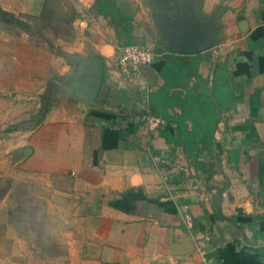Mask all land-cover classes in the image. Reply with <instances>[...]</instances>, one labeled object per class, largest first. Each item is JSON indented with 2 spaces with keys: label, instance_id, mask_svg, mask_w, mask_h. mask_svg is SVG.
Listing matches in <instances>:
<instances>
[{
  "label": "crops",
  "instance_id": "0c3cea01",
  "mask_svg": "<svg viewBox=\"0 0 264 264\" xmlns=\"http://www.w3.org/2000/svg\"><path fill=\"white\" fill-rule=\"evenodd\" d=\"M116 1L132 7L137 37L146 5ZM195 6L205 16L217 12L219 26L216 43L197 52L195 71L212 89L216 66L228 84L227 99L221 91L215 101L220 114L211 144L198 155L142 121L147 93L169 74L164 56L197 53L168 52L163 43L142 78L130 80L119 74L114 45L105 40L115 37L114 28L93 8L97 19L84 27L77 25L76 0H0V12L15 27L14 49L0 50L11 53L0 56V96L11 95L0 121L25 119L31 100L39 113L41 95L54 87L49 77L61 79L48 111L14 154L23 173L43 178L54 203L39 239L44 264H201L205 258L264 264V0H197ZM70 28L90 32L85 52L103 60L94 100L66 87L89 76L88 66L48 61L49 41ZM81 52L74 56L84 58ZM187 87L200 89L195 77ZM169 121L160 118V126L175 135Z\"/></svg>",
  "mask_w": 264,
  "mask_h": 264
},
{
  "label": "rangeland",
  "instance_id": "374dc122",
  "mask_svg": "<svg viewBox=\"0 0 264 264\" xmlns=\"http://www.w3.org/2000/svg\"><path fill=\"white\" fill-rule=\"evenodd\" d=\"M125 3L129 4V2ZM146 7L144 6V13L137 17L141 33L136 37L135 44L156 53L163 50L164 42H162L161 35L150 17L152 9ZM91 15L93 17L91 21H95L97 18L93 9H91ZM8 19L0 12V50L11 51L14 49L11 36L15 27L12 26L14 23L9 22ZM108 23L110 24V22ZM89 33L79 34L78 29L70 28L66 37H60V41H49V47H47L51 54L48 58L49 63L60 64L62 62L75 67V69L85 65L91 66L92 62L85 61L90 60L85 52L86 43L90 38L86 36H89ZM69 35L70 37H68ZM105 38L114 45L113 62H116L117 47L121 45L116 43L115 37L106 36ZM75 42H77L76 45ZM78 51H82L84 58L74 56ZM8 54L11 53L2 52L0 56H8ZM48 80L49 85L54 84L50 90L53 98L55 85L59 84L61 79L51 75ZM64 81H66L65 78ZM5 92L4 98L0 96V112L4 113L8 108H11L8 106L9 99H7L11 98L10 91L5 90ZM33 101L36 100H31V104L26 106L25 119L14 120L15 118H13L9 121H0V264H44L45 254L39 249V239L41 235L45 234L47 221H49L47 216L50 215L54 203L48 201L50 195L43 178L39 175L23 173L19 167L20 164H15L18 158L14 155L21 148L19 145L26 139L25 136L23 138L25 131H29L38 124L40 114L36 112ZM12 108L14 109V105ZM16 108L23 111L25 106L18 105ZM18 115L20 114L15 116Z\"/></svg>",
  "mask_w": 264,
  "mask_h": 264
},
{
  "label": "trees",
  "instance_id": "16d2710c",
  "mask_svg": "<svg viewBox=\"0 0 264 264\" xmlns=\"http://www.w3.org/2000/svg\"><path fill=\"white\" fill-rule=\"evenodd\" d=\"M93 9L100 16L109 19L115 30L116 43L121 46L135 44L133 35L135 26L128 3H117L116 0H95ZM169 52V51H168ZM201 58L197 53L188 59L185 55L167 53L164 56L165 64L169 69L168 76L164 77L163 85L154 92L147 93L146 109L149 113L161 119H170L175 123L176 133L157 127V131L167 140L183 145L189 152L198 155L199 150L208 148L211 144L215 125L220 114V107L215 104L218 93L223 91L227 99V80L212 66L213 88L204 85V79L195 71V62ZM191 77L197 80V88L189 89L187 82ZM50 91L41 95L39 108L40 118L44 117L51 105ZM169 116V117H168Z\"/></svg>",
  "mask_w": 264,
  "mask_h": 264
},
{
  "label": "water",
  "instance_id": "95a60500",
  "mask_svg": "<svg viewBox=\"0 0 264 264\" xmlns=\"http://www.w3.org/2000/svg\"><path fill=\"white\" fill-rule=\"evenodd\" d=\"M142 1L153 10V22L167 51L195 54L211 48L216 43L219 31L216 23L217 12L210 16L200 14L195 6L197 0ZM88 53L90 60L85 61L92 64L85 71L90 75L76 79L66 87L94 100L102 83L103 60L93 52Z\"/></svg>",
  "mask_w": 264,
  "mask_h": 264
},
{
  "label": "built area",
  "instance_id": "2783aa9c",
  "mask_svg": "<svg viewBox=\"0 0 264 264\" xmlns=\"http://www.w3.org/2000/svg\"><path fill=\"white\" fill-rule=\"evenodd\" d=\"M95 0H76V19L77 25L84 27L93 19L91 9ZM155 52L143 46L133 44L117 47L116 67L120 75L126 76L130 80H140L142 69L153 63ZM143 125L149 131H154L160 124V118L149 113L142 117ZM154 160L159 161L160 157L155 155ZM201 264H213L211 258H205Z\"/></svg>",
  "mask_w": 264,
  "mask_h": 264
}]
</instances>
